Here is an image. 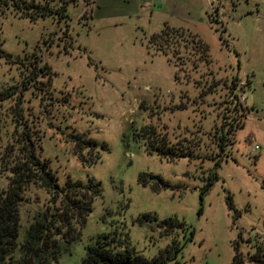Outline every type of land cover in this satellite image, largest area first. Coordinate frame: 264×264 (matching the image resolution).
Wrapping results in <instances>:
<instances>
[{
  "label": "rangeland",
  "instance_id": "1",
  "mask_svg": "<svg viewBox=\"0 0 264 264\" xmlns=\"http://www.w3.org/2000/svg\"><path fill=\"white\" fill-rule=\"evenodd\" d=\"M28 1H47L52 13L0 15L2 49L25 63L0 57V90L28 84L0 109H22L59 185L67 177L92 179L102 189L78 239L53 264H81L85 246L104 234L148 260L168 246L169 264H229L235 244L246 257L255 242H264V0H210L199 21L152 12L138 0ZM166 20L197 33L209 62H198L190 43L184 52L190 60L179 67L154 52L148 38ZM36 58L47 73L28 83V63ZM232 81L244 101L231 94ZM1 115L0 155L13 130L9 116ZM233 116L242 124L220 150L213 135ZM148 123L172 141L196 139L197 156L166 161L147 153L132 133ZM75 133L104 144L97 147L99 159L80 162ZM158 179L167 186L154 190ZM6 181L0 170V186ZM48 197L38 184L29 185L20 238ZM144 214L150 218L139 222ZM163 219L172 224L159 225Z\"/></svg>",
  "mask_w": 264,
  "mask_h": 264
},
{
  "label": "trees",
  "instance_id": "2",
  "mask_svg": "<svg viewBox=\"0 0 264 264\" xmlns=\"http://www.w3.org/2000/svg\"><path fill=\"white\" fill-rule=\"evenodd\" d=\"M59 9L64 10V5H60ZM8 10L32 19L52 13L51 4L47 1L41 4L28 0H0V15ZM57 13L59 16L64 15L63 11ZM209 16L210 22L213 23L215 18ZM2 43L3 39L0 37V57L10 63L25 65L21 58H13L11 54L6 53L2 49ZM148 43L154 52L163 53L168 61L177 67L190 60L189 55L184 54L188 50V43L191 44V48L197 50L198 62H209L208 45L197 33L187 28L164 23L159 32L149 36ZM46 67L45 63L40 64V58L28 63L30 70L28 83L38 75L46 74L44 71ZM21 82L23 87L10 85L0 90V107L5 100L13 96L20 97L22 91L28 87V84L24 83L26 80ZM232 84L234 87H231L230 92L238 99V95L233 93L237 83L232 81ZM232 110H236V107ZM2 113L9 116L13 122V130L10 132V142L4 146L0 155V170L7 179L6 184L0 186V264H53L63 252L68 251V244L78 239L86 217L91 211L92 202L101 195L102 189L92 179L82 182L67 177L64 183L59 185L54 171L49 168L47 160L42 158L37 150L41 148V137L36 134V129L28 124L22 109L20 107L17 109L14 105L4 111L0 109V133L1 128L6 125ZM241 124L233 116L230 121L219 127L212 140L217 148L223 150L224 146L229 144L234 129ZM132 134L135 139L142 141L147 153H155L160 159L175 161L181 157L197 156L195 149L199 142L196 139L185 137L172 141L166 131L157 129L151 123L138 129L133 128ZM70 136L73 152L81 163L89 165L100 158L97 147L103 148L104 144L99 145L94 138L79 133ZM158 180L160 185H151L152 189L167 186L162 179ZM141 181L146 184L144 177H141ZM31 184H38L44 188L49 197L43 209H37L31 214L20 238L22 224L20 205L25 199V191ZM149 218V214H144L137 220L141 222V219ZM164 224L171 225L172 221L163 219L159 223L161 226ZM178 224L182 225L181 222ZM169 254L170 249L167 246L148 260L138 253H133L130 247L122 248L120 241L115 237L104 234L85 246L81 264H169L171 259ZM229 264H264V242H255L253 251L246 257L238 250V244H235Z\"/></svg>",
  "mask_w": 264,
  "mask_h": 264
},
{
  "label": "crops",
  "instance_id": "3",
  "mask_svg": "<svg viewBox=\"0 0 264 264\" xmlns=\"http://www.w3.org/2000/svg\"><path fill=\"white\" fill-rule=\"evenodd\" d=\"M141 6H149L152 12L166 15H186L199 21L206 13L210 0H138ZM180 17V16H179ZM217 19V17H216ZM164 23L169 24L166 20Z\"/></svg>",
  "mask_w": 264,
  "mask_h": 264
},
{
  "label": "built area",
  "instance_id": "4",
  "mask_svg": "<svg viewBox=\"0 0 264 264\" xmlns=\"http://www.w3.org/2000/svg\"><path fill=\"white\" fill-rule=\"evenodd\" d=\"M238 97H239L238 98L239 101H241V102L244 101V97L243 96H238ZM255 148H257V146H255Z\"/></svg>",
  "mask_w": 264,
  "mask_h": 264
}]
</instances>
